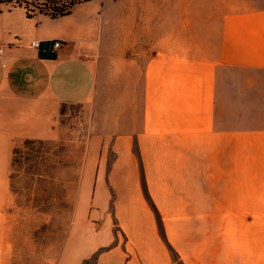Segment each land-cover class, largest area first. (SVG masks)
I'll use <instances>...</instances> for the list:
<instances>
[{
    "label": "crops",
    "instance_id": "obj_1",
    "mask_svg": "<svg viewBox=\"0 0 264 264\" xmlns=\"http://www.w3.org/2000/svg\"><path fill=\"white\" fill-rule=\"evenodd\" d=\"M108 68L127 103L88 140L56 264H264V8L214 0H88L57 18L0 0V264L14 148L54 137L64 104L97 106Z\"/></svg>",
    "mask_w": 264,
    "mask_h": 264
},
{
    "label": "rangeland",
    "instance_id": "obj_2",
    "mask_svg": "<svg viewBox=\"0 0 264 264\" xmlns=\"http://www.w3.org/2000/svg\"><path fill=\"white\" fill-rule=\"evenodd\" d=\"M214 5L215 11L218 7L241 11L264 8V0H214ZM128 79L115 80L110 68L104 69L98 86L102 99L97 106L64 104L54 137L17 143L8 185L12 213L6 264H56L84 183L88 140L93 133L113 129L112 108L116 116L127 101L111 100V88L126 92ZM94 260L85 264H94Z\"/></svg>",
    "mask_w": 264,
    "mask_h": 264
},
{
    "label": "trees",
    "instance_id": "obj_3",
    "mask_svg": "<svg viewBox=\"0 0 264 264\" xmlns=\"http://www.w3.org/2000/svg\"><path fill=\"white\" fill-rule=\"evenodd\" d=\"M3 1V0H2ZM12 1V0H7ZM17 4L24 6L29 17L36 13L49 14L53 18L65 16L73 11L76 4L88 0H15Z\"/></svg>",
    "mask_w": 264,
    "mask_h": 264
},
{
    "label": "built area",
    "instance_id": "obj_4",
    "mask_svg": "<svg viewBox=\"0 0 264 264\" xmlns=\"http://www.w3.org/2000/svg\"><path fill=\"white\" fill-rule=\"evenodd\" d=\"M31 44H32L33 46H35V47H38L39 44H40V41H39L38 39H33V40L31 41ZM61 44H62L61 40H56V41L54 42V45H55L56 47L61 46Z\"/></svg>",
    "mask_w": 264,
    "mask_h": 264
}]
</instances>
